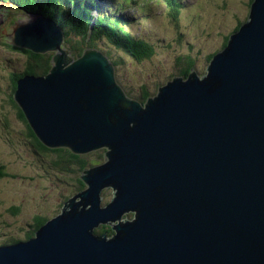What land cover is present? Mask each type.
Instances as JSON below:
<instances>
[{
  "label": "water",
  "instance_id": "water-1",
  "mask_svg": "<svg viewBox=\"0 0 264 264\" xmlns=\"http://www.w3.org/2000/svg\"><path fill=\"white\" fill-rule=\"evenodd\" d=\"M64 41L50 18L6 21L1 43L55 53L14 100L45 147L105 161L34 238L0 246V264H264V0L206 75L192 68L144 102L101 51L76 57ZM101 226L114 234L97 236Z\"/></svg>",
  "mask_w": 264,
  "mask_h": 264
},
{
  "label": "rangeland",
  "instance_id": "rangeland-1",
  "mask_svg": "<svg viewBox=\"0 0 264 264\" xmlns=\"http://www.w3.org/2000/svg\"><path fill=\"white\" fill-rule=\"evenodd\" d=\"M3 1L0 0V30L13 14L26 12L13 2ZM112 1L96 0V3L106 10V6ZM165 1H113L118 6L114 9L118 14L113 19L119 23V19L125 16L131 21L128 30L135 38L147 42L153 48L154 53L149 58L138 61L107 45L105 41H97L95 47L90 46V49L101 51L111 61L118 83L134 99L141 98L143 93L154 97L159 87L174 77H182L180 73L185 68L187 59L193 61V69L199 76L206 75L210 57L228 45L226 40L239 30L240 25L246 23L255 2L180 0L178 4L176 0H172L176 3L173 4L171 0ZM175 7L179 11L176 17L173 12ZM92 11L99 12L97 7ZM117 26L120 28L119 24ZM67 39L65 36V47L74 54L73 45H81L80 40L74 35L70 39L73 42L69 43ZM85 44H89V41ZM107 47L110 48L109 51L105 50ZM15 48L18 47L0 42V245L3 243L4 246L10 239L26 241L37 216L53 219L61 214L64 202L76 194V182L59 168L62 165H54L57 156L43 152L38 147L36 149L33 139L28 137V126L19 119L17 109L10 104L16 90L11 77L17 78L14 82L18 86V81L24 76H36L26 74L29 57ZM45 55H51L52 59L55 53ZM120 59L121 63L115 65L114 62ZM49 67L51 69L50 64ZM19 108L21 109L20 106ZM25 119L29 125L26 116ZM95 153L85 155L88 158L92 155L88 167L105 161L104 158L97 159ZM111 193V189L104 191L103 204L112 200ZM15 208L17 211L13 215ZM125 218L133 220L134 215L130 213L123 219Z\"/></svg>",
  "mask_w": 264,
  "mask_h": 264
},
{
  "label": "trees",
  "instance_id": "trees-1",
  "mask_svg": "<svg viewBox=\"0 0 264 264\" xmlns=\"http://www.w3.org/2000/svg\"><path fill=\"white\" fill-rule=\"evenodd\" d=\"M13 2L17 4L21 10L30 13H39L46 18L54 20L63 30L67 36V42L71 43V35L76 36L80 40L81 45H73V52L76 57H79L86 48L95 47V42L105 41L107 45L112 46L122 52L134 57L138 61H143L149 58L153 53V48L147 42L137 39L128 30L131 21L124 17H121L118 21L113 19L115 14V3L113 0L106 6V10L101 5L96 3V0H4L3 2ZM86 2V3H85ZM177 3L179 4L178 0ZM174 4V2H173ZM176 4V3H175ZM97 7V13L93 12ZM173 10L178 11L177 7ZM175 12V11H174ZM177 16V15H176ZM175 16V17H176ZM120 25V28L117 26ZM240 27V26H239ZM238 27V28H239ZM89 41V44H85ZM229 40V38H228ZM228 40L226 42L228 43ZM16 51L24 53L29 57L28 69L26 74H34L36 76H44L50 70L49 64L51 55H39L30 51L15 48ZM109 51L110 48L105 49ZM109 54V53H108ZM211 56V55H210ZM213 58L210 57L209 60ZM181 59V58H180ZM182 60V59H181ZM210 62V61H209ZM115 65L121 63V59L114 62ZM185 68L181 71L183 77L189 76V71L194 67L192 60L187 59L185 61ZM17 81V78L14 79ZM16 82H14V88H16ZM151 96L148 93L141 94V98H137L140 101H146ZM132 97V96H130ZM10 104L17 109V115L19 119L28 126V137L33 139V144L43 151L50 152L57 156V160L54 162L55 166H66L67 168L59 167L63 172L69 174L73 181L76 182V192L85 189V185L80 179V174L83 170L89 168L91 164V156L75 155L68 149H48L43 146L42 143L35 137L34 132L29 127L23 111L19 108L17 103L11 97ZM97 159L104 158V151L101 150L95 153ZM95 159V160H97ZM95 162L92 163L94 165ZM97 163V162H96ZM17 209H14L15 214ZM48 221V218L37 216L33 223V230L31 235L27 236V240L35 236L36 231ZM96 234L112 235L113 230L109 226H101L95 230ZM7 242L16 243L18 240L10 239Z\"/></svg>",
  "mask_w": 264,
  "mask_h": 264
},
{
  "label": "bare ground",
  "instance_id": "bare-ground-1",
  "mask_svg": "<svg viewBox=\"0 0 264 264\" xmlns=\"http://www.w3.org/2000/svg\"><path fill=\"white\" fill-rule=\"evenodd\" d=\"M181 4H182V3H181ZM173 11H176V10H173ZM177 12H179V11H177ZM228 42H229V41H228ZM226 46H227V45H226ZM226 46H225V47H226ZM213 57H214V56H213ZM211 60H212V59H211ZM211 60H210V61H211ZM208 66H210V62H209V64H208ZM208 66H207V67H208ZM40 76H41V75H40ZM131 98H132V97H131ZM133 99H134V98H133ZM139 101H140V100H139ZM99 151H100V150H99ZM99 151H96V152H99ZM92 153H93V152H92ZM103 163H104V162H103ZM101 164H102V163H101ZM98 165H100V164H98ZM96 167H97V165H96Z\"/></svg>",
  "mask_w": 264,
  "mask_h": 264
},
{
  "label": "flooded vegetation",
  "instance_id": "flooded-vegetation-1",
  "mask_svg": "<svg viewBox=\"0 0 264 264\" xmlns=\"http://www.w3.org/2000/svg\"><path fill=\"white\" fill-rule=\"evenodd\" d=\"M14 79H15V76H12V77H11L12 82H13Z\"/></svg>",
  "mask_w": 264,
  "mask_h": 264
},
{
  "label": "clouds",
  "instance_id": "clouds-1",
  "mask_svg": "<svg viewBox=\"0 0 264 264\" xmlns=\"http://www.w3.org/2000/svg\"><path fill=\"white\" fill-rule=\"evenodd\" d=\"M84 190V189H83ZM82 191V190H81Z\"/></svg>",
  "mask_w": 264,
  "mask_h": 264
}]
</instances>
